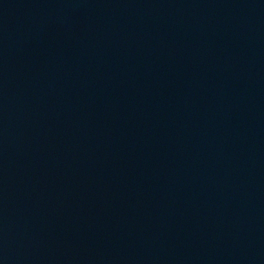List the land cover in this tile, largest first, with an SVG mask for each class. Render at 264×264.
<instances>
[{
    "label": "water",
    "instance_id": "1",
    "mask_svg": "<svg viewBox=\"0 0 264 264\" xmlns=\"http://www.w3.org/2000/svg\"><path fill=\"white\" fill-rule=\"evenodd\" d=\"M0 264H264V0H0Z\"/></svg>",
    "mask_w": 264,
    "mask_h": 264
}]
</instances>
